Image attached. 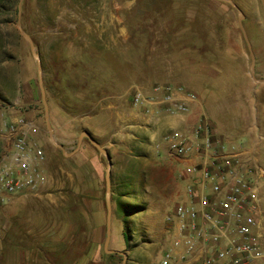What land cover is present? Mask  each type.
Masks as SVG:
<instances>
[{
	"label": "rangeland",
	"instance_id": "obj_1",
	"mask_svg": "<svg viewBox=\"0 0 264 264\" xmlns=\"http://www.w3.org/2000/svg\"><path fill=\"white\" fill-rule=\"evenodd\" d=\"M33 1L20 2V23L40 54L52 135L70 153L86 129L108 150V247L124 252L125 264H155L165 246L160 218L181 189L156 141L180 117L135 107L128 89L170 81L195 92L200 105L192 113L203 111L225 146L264 136V82L250 75L238 10L221 0H113V16L105 2L93 24L69 1L51 18L33 12ZM233 2L262 79L261 0ZM18 4L0 0V120L21 114L39 126L50 181L36 195L0 205V264H122V254L103 249L107 160L86 137L69 155L51 141Z\"/></svg>",
	"mask_w": 264,
	"mask_h": 264
},
{
	"label": "built area",
	"instance_id": "obj_2",
	"mask_svg": "<svg viewBox=\"0 0 264 264\" xmlns=\"http://www.w3.org/2000/svg\"><path fill=\"white\" fill-rule=\"evenodd\" d=\"M132 104L187 116L198 95L168 81L132 85ZM40 128L26 117L0 120V205L36 195L50 181ZM264 136L225 146L203 111L157 147L180 185L171 212L159 221L165 246L155 264H264Z\"/></svg>",
	"mask_w": 264,
	"mask_h": 264
},
{
	"label": "water",
	"instance_id": "obj_3",
	"mask_svg": "<svg viewBox=\"0 0 264 264\" xmlns=\"http://www.w3.org/2000/svg\"><path fill=\"white\" fill-rule=\"evenodd\" d=\"M22 0H19V4H18V16H17V26L22 34V36L29 42V45H30V49H31V52L33 53L34 57L36 58V62H37V68H38V75H39V86H40V90H41V99H42V103H43V106H44V119H45V124H46V128L50 134V139L51 141L56 145L58 146L64 155H69L71 153H73L74 151H76L80 145H81V142L83 140L84 137H86L89 142L94 145L98 151L102 154H104L106 160H107V165H106V168H105V181H106V203H107V215H106V237H105V241H104V245H103V249L106 253H120L123 255V260H122V264H125L126 262V254L124 252H121V251H116L114 249H110L108 246H109V242H110V234H111V205H110V174H111V167H112V161H111V156L108 152V150L104 147H102L100 145V143L98 142L97 139H95L93 137V135L91 134L90 131L84 129L82 130V132L79 134L78 136V141H77V146L74 150H72L70 153L66 152L63 145L58 143L56 141V139L53 137L52 135V128L49 124V110H48V103L46 101V97H45V89L43 87V79H42V74H41V58H40V54L36 51L35 47H34V43L32 41V38L30 36H28L22 29L21 27V23H20V2ZM221 1H224V2H227L229 3L230 5H232L234 8H236L238 10V26L242 32V35H243V38L246 42V45H247V48H248V51L250 53V58H251V64H250V75L252 77V79L257 82V83H260V82H264V78L262 79H258L255 75V56H254V53L252 52V47H251V43L248 39V36H247V33L245 31V28L243 26V13L240 11V9L236 6V4L233 2V0H221ZM261 3H262V7H263V15H262V22L264 24V0H261Z\"/></svg>",
	"mask_w": 264,
	"mask_h": 264
},
{
	"label": "flooded vegetation",
	"instance_id": "obj_4",
	"mask_svg": "<svg viewBox=\"0 0 264 264\" xmlns=\"http://www.w3.org/2000/svg\"><path fill=\"white\" fill-rule=\"evenodd\" d=\"M67 1L72 3V5L74 6L73 8L77 9L81 15L92 20L93 24H97L96 21L99 19V17H102V15H104L105 2L107 4V16H113V0H78V3L75 4L73 2L74 0H34L33 12L41 13L42 15L51 18L53 16H56L57 12H62V8L67 6ZM37 25L39 26V24ZM33 34H35V32ZM117 254L120 255V253Z\"/></svg>",
	"mask_w": 264,
	"mask_h": 264
},
{
	"label": "crops",
	"instance_id": "obj_5",
	"mask_svg": "<svg viewBox=\"0 0 264 264\" xmlns=\"http://www.w3.org/2000/svg\"><path fill=\"white\" fill-rule=\"evenodd\" d=\"M16 115L22 116L21 114H16ZM18 116H12V117H9V119L11 120V119H13L15 117H18ZM196 116L197 115H194L193 113H190L187 116H179L180 119L177 118L175 120H171L169 123H173L176 127L170 128L169 130H165L164 132L160 133L159 136H158V138H157L156 145H157L158 141L162 138V136L164 134H166L168 132H171V131H177V130L178 131H181V130H184L185 128H187L191 123L195 122ZM9 119H6V120L9 121ZM96 127L98 128L99 126L96 125Z\"/></svg>",
	"mask_w": 264,
	"mask_h": 264
}]
</instances>
